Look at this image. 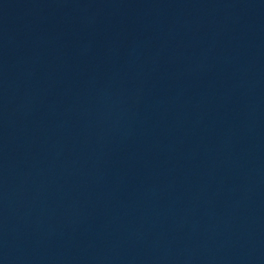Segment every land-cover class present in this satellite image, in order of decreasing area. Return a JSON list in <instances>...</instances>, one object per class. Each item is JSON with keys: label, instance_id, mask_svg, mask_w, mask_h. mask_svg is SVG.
I'll use <instances>...</instances> for the list:
<instances>
[{"label": "water", "instance_id": "95a60500", "mask_svg": "<svg viewBox=\"0 0 264 264\" xmlns=\"http://www.w3.org/2000/svg\"><path fill=\"white\" fill-rule=\"evenodd\" d=\"M0 264H264V0H0Z\"/></svg>", "mask_w": 264, "mask_h": 264}]
</instances>
